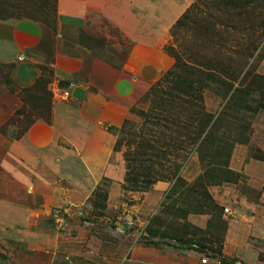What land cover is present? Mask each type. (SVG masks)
<instances>
[{"label": "crops", "instance_id": "crops-1", "mask_svg": "<svg viewBox=\"0 0 264 264\" xmlns=\"http://www.w3.org/2000/svg\"><path fill=\"white\" fill-rule=\"evenodd\" d=\"M139 2L57 0L55 29L38 20L0 19V63L13 69L17 83L31 84L38 74L37 65H48L54 74L50 120H35L21 138L0 153V179L6 181H0V244L5 246L2 251L8 264H38L44 256L52 263L62 248H76L79 243L69 234L65 237L69 230L77 229L76 223L68 222L67 231L56 232V223L45 219L50 210L53 206L83 205L102 176L122 181L124 168L119 163L121 168L115 172L113 135L106 127L130 117L128 108L141 97L145 84L139 78L123 95L120 71L72 39L69 29L106 35L111 31L130 37L133 45L159 46L160 37L168 34L185 4L168 20L154 9L143 10ZM239 148V164L231 168L250 177H260L263 169L258 178L263 184L264 164L243 160L246 148ZM3 202L9 208L15 206L8 213L11 218L2 212ZM189 218L199 224L206 219L199 214ZM77 247L72 259L87 264L81 258L86 251ZM154 248L140 245L132 248L131 255L160 260Z\"/></svg>", "mask_w": 264, "mask_h": 264}, {"label": "trees", "instance_id": "trees-1", "mask_svg": "<svg viewBox=\"0 0 264 264\" xmlns=\"http://www.w3.org/2000/svg\"><path fill=\"white\" fill-rule=\"evenodd\" d=\"M56 2L0 0V19L38 20L55 29ZM181 28L193 30L198 42L184 45L177 37ZM169 33L173 44L165 45L163 51L172 57V67L145 92L148 107L131 108L140 121L125 119L119 127H106L118 135L113 150L125 147L121 188L147 191L159 181L170 183L157 211L140 229L139 243L191 250L218 264H236L237 259L221 252L227 221L208 187L237 182L239 175L229 167V155L235 143L249 144V116L264 108V76L249 62L256 46L254 36L264 38V0H193ZM204 90L222 100L215 113L204 108ZM48 94L47 113L39 115L46 121L51 116ZM183 152L196 153L203 165V173L194 180L179 172L181 163L175 159ZM249 157L264 161V151L249 148ZM106 199L99 186L88 197L93 206L100 207ZM188 213L209 215L206 228L188 220Z\"/></svg>", "mask_w": 264, "mask_h": 264}, {"label": "rangeland", "instance_id": "rangeland-1", "mask_svg": "<svg viewBox=\"0 0 264 264\" xmlns=\"http://www.w3.org/2000/svg\"><path fill=\"white\" fill-rule=\"evenodd\" d=\"M192 1L153 0L154 3H150V0H140L139 4L144 8L143 10L154 9L163 18L167 16L168 20H171L170 17L174 15L177 9L179 10L185 4L183 9L185 10ZM170 28L168 34L160 37L161 44L159 46L133 45V40L130 37H123L111 31L106 35L104 33L90 34L83 28L69 29L72 37L74 34L72 39L87 44V48L93 46L91 50L96 55L120 71L123 76V80H121V83L119 82L121 87L123 86L120 92L123 95L134 88L139 78L145 84V90L141 97L128 108L130 117L125 119L135 122L140 121V117L130 111L131 108L146 109L149 102L145 99V92L160 78L162 73L172 67V57L163 51L165 45L173 44V39L169 33ZM177 37L184 45L188 46L195 41L198 42V36L194 35L193 30L189 28L179 29ZM254 37L256 46H253V58L249 62L256 68V73L264 76V56L262 55V52H264V38L262 40L258 36ZM36 68H38V74L34 81L29 85H20L13 77V69L7 64L0 63V153L7 149L11 142L21 138L35 123V120L42 119L39 115H46L47 113L48 91L51 92L52 100L54 74L52 68L46 64L37 65ZM139 83L141 84V82ZM65 84L66 82H61V85ZM126 86H128V89ZM253 97L254 95H251L249 99L251 100ZM203 100L204 108L209 113H215L222 102L219 96L208 90L203 91ZM249 117L250 119L247 118L251 122L250 142L249 144H234L229 155V159L230 156L232 157V163L228 159L229 167L232 164H239V154L242 152L239 145L246 148V154L243 158L245 161L253 159L249 157V148L258 147L264 151V108L256 115ZM227 119L231 120L229 117ZM124 120L119 122L118 125L109 126L119 127ZM32 122L34 123L31 125ZM111 135H113L114 144L118 135L113 133ZM259 143L263 145V148L259 146ZM235 148L236 150H234ZM124 150L125 147L122 145L118 151H115V159L113 160L115 172L121 168L119 167V163H121L125 173V163L121 155ZM182 154L175 159L177 164L181 163L179 172L185 179L194 180L198 174L203 173V165L198 160L196 153L183 152ZM257 161L264 164V161ZM7 164L9 165V163ZM235 171L239 175L237 182H223L221 185L208 187V192L215 203L223 208L224 218L227 221L221 252L224 256L237 259L236 264H240V261L246 264H264V198L261 199L264 181L262 184L259 180L263 175V169L259 171L260 177H250L244 174L243 171ZM6 179L10 180L9 174H7ZM0 181L6 182L3 178ZM122 182L123 179L121 182H115L102 176L97 186L107 195V199L103 202L104 206H93L88 199L85 200L83 205L70 206L64 228H57V226L55 228L56 232L63 233L68 229L66 227L68 222L76 223L77 229L69 230L65 237L69 234L74 242L79 243L77 246H81L79 250L81 252L86 251L85 257H81L83 261H87V264H218L216 259L199 257L191 250L177 251L174 248L165 246L154 248L155 252H159L160 260L142 259L134 254L132 256V248L143 245L138 242L140 229L147 223L149 215L157 211L170 183L160 181L162 183H156V186H151L147 191L124 192L121 188ZM1 205L5 216L11 218L8 213H11V208H15V206L9 208L5 202ZM53 207L60 209L56 206ZM64 207L67 208L68 206L64 205L61 208ZM191 214L199 213H188L187 219L193 222L189 218ZM199 215L206 218L205 221L200 224L193 223L199 228L205 229L210 216L207 214ZM45 219L47 222L54 223L49 214ZM77 246L72 248L71 245L70 248L65 250L62 248L59 256L57 255L58 257H52L54 258L52 263L48 256H44L38 264H72L75 261L82 264L83 262L72 259L76 254L74 252L78 250ZM4 247L3 243L0 244V264L9 263L6 252L2 251Z\"/></svg>", "mask_w": 264, "mask_h": 264}, {"label": "built area", "instance_id": "built-area-1", "mask_svg": "<svg viewBox=\"0 0 264 264\" xmlns=\"http://www.w3.org/2000/svg\"><path fill=\"white\" fill-rule=\"evenodd\" d=\"M69 207L70 206H68L67 208L64 207L60 209L53 208L50 210L49 215L56 223L57 228H64L65 224L67 223V214L70 212L68 210Z\"/></svg>", "mask_w": 264, "mask_h": 264}]
</instances>
